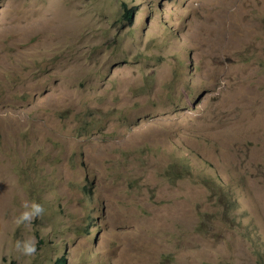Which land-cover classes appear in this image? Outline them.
Wrapping results in <instances>:
<instances>
[{
	"label": "rangeland",
	"instance_id": "rangeland-1",
	"mask_svg": "<svg viewBox=\"0 0 264 264\" xmlns=\"http://www.w3.org/2000/svg\"><path fill=\"white\" fill-rule=\"evenodd\" d=\"M63 258L264 264V0H0V264Z\"/></svg>",
	"mask_w": 264,
	"mask_h": 264
},
{
	"label": "trees",
	"instance_id": "trees-1",
	"mask_svg": "<svg viewBox=\"0 0 264 264\" xmlns=\"http://www.w3.org/2000/svg\"><path fill=\"white\" fill-rule=\"evenodd\" d=\"M132 15H133V10L132 9H128L127 12L125 13V18L127 19V21H132ZM3 264H18L16 261H4ZM57 264H66L65 259H60Z\"/></svg>",
	"mask_w": 264,
	"mask_h": 264
}]
</instances>
